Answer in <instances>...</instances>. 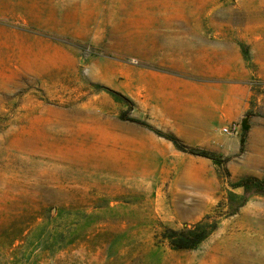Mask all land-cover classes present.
<instances>
[{"label":"rangeland","instance_id":"obj_1","mask_svg":"<svg viewBox=\"0 0 264 264\" xmlns=\"http://www.w3.org/2000/svg\"><path fill=\"white\" fill-rule=\"evenodd\" d=\"M151 73L201 87L175 109L143 96ZM247 175L264 179V0H0V264H264ZM199 224L194 248L162 235Z\"/></svg>","mask_w":264,"mask_h":264},{"label":"trees","instance_id":"obj_2","mask_svg":"<svg viewBox=\"0 0 264 264\" xmlns=\"http://www.w3.org/2000/svg\"><path fill=\"white\" fill-rule=\"evenodd\" d=\"M99 88L105 89L107 92L112 94L116 99L125 100L126 102L131 103V100L126 97L124 94L107 87L105 85H99ZM121 117H124V114H121ZM129 120L146 124L145 122L141 121L140 119L134 118V117H126ZM150 127V125H148ZM153 131L164 138L170 140L176 148L179 150L204 156L212 159L215 163H218L222 168H225V166L222 165V162L224 159L209 150L196 148V147H190L180 140V138L175 135L172 132H161L157 129H153ZM244 144V132L243 136H241L240 139V146L242 148ZM233 187H240L242 189L243 194H250V193H258L264 195V179L259 178L253 175H247L241 177L239 180L235 181L233 183ZM239 205L235 204L234 206L237 207ZM211 229H208L205 225H197L193 227H182V228H171V227H165V229L162 231V235L166 238H169L171 246H173L176 249H187V248H194L196 247L210 232Z\"/></svg>","mask_w":264,"mask_h":264},{"label":"crops","instance_id":"obj_3","mask_svg":"<svg viewBox=\"0 0 264 264\" xmlns=\"http://www.w3.org/2000/svg\"><path fill=\"white\" fill-rule=\"evenodd\" d=\"M155 78L145 80L142 84V93L145 97L159 98L171 96L174 108L183 109L184 100L192 92V87H201V83L186 77L184 74L172 75L165 73H151ZM158 108V107H157ZM161 109L160 107L158 108ZM162 110V109H161ZM163 117V114H160ZM159 124H162L161 122ZM195 125V123H194Z\"/></svg>","mask_w":264,"mask_h":264},{"label":"water","instance_id":"obj_4","mask_svg":"<svg viewBox=\"0 0 264 264\" xmlns=\"http://www.w3.org/2000/svg\"><path fill=\"white\" fill-rule=\"evenodd\" d=\"M240 125L244 130H247L249 128V122H248V116H244L241 121H240Z\"/></svg>","mask_w":264,"mask_h":264},{"label":"built area","instance_id":"obj_5","mask_svg":"<svg viewBox=\"0 0 264 264\" xmlns=\"http://www.w3.org/2000/svg\"><path fill=\"white\" fill-rule=\"evenodd\" d=\"M228 129H230L231 131L232 130H236L237 129V125L234 123L230 128L225 127L223 130L224 131H228Z\"/></svg>","mask_w":264,"mask_h":264},{"label":"bare ground","instance_id":"obj_6","mask_svg":"<svg viewBox=\"0 0 264 264\" xmlns=\"http://www.w3.org/2000/svg\"><path fill=\"white\" fill-rule=\"evenodd\" d=\"M234 248H235V249H234V252H235V253H239L240 247L235 246ZM241 248H242V247H241ZM243 248H244V247H243ZM242 251H243V252H242ZM242 251H241V252L244 253V250H243V249H242ZM228 252H229V251H228ZM257 253H258V252H257ZM228 254H229V253H228ZM250 254H251V253H250ZM261 255H262V254H261Z\"/></svg>","mask_w":264,"mask_h":264}]
</instances>
